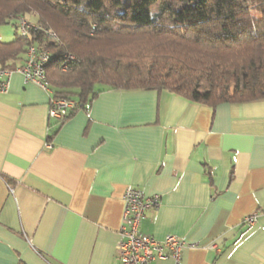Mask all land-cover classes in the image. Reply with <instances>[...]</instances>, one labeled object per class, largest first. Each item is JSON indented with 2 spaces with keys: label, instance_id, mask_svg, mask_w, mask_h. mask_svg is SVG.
Segmentation results:
<instances>
[{
  "label": "crops",
  "instance_id": "crops-1",
  "mask_svg": "<svg viewBox=\"0 0 264 264\" xmlns=\"http://www.w3.org/2000/svg\"><path fill=\"white\" fill-rule=\"evenodd\" d=\"M8 82L0 264H122L129 187L160 196L140 231L183 238L180 264H264V99L210 105L106 89L60 125L49 115L55 86L46 91L17 71Z\"/></svg>",
  "mask_w": 264,
  "mask_h": 264
},
{
  "label": "trees",
  "instance_id": "trees-1",
  "mask_svg": "<svg viewBox=\"0 0 264 264\" xmlns=\"http://www.w3.org/2000/svg\"><path fill=\"white\" fill-rule=\"evenodd\" d=\"M22 18L59 39L23 36ZM11 22L0 71L23 66L31 45L46 47L53 96L76 103L60 125L106 89L210 105L264 99V0H0V27Z\"/></svg>",
  "mask_w": 264,
  "mask_h": 264
},
{
  "label": "built area",
  "instance_id": "built-area-1",
  "mask_svg": "<svg viewBox=\"0 0 264 264\" xmlns=\"http://www.w3.org/2000/svg\"><path fill=\"white\" fill-rule=\"evenodd\" d=\"M33 29L44 31L47 37L52 40L59 39L57 34L45 30L39 24L31 23L25 18L18 21V31L23 36L30 35ZM49 61L50 51L46 47L31 45L25 64L16 71L22 74L26 82H33L44 90L52 92L51 83L46 74ZM10 74L11 71H0V75L6 76V79L0 83V91L8 90ZM53 94L52 92L50 96L49 115L54 119H63L76 103L73 100L56 98ZM124 200L126 207L118 242L119 258L122 264H149L156 259L168 257L176 258L179 263L182 250L186 245L183 238L169 234L163 240H159L140 231V224L146 210L150 207H158L160 196H146L141 189L129 187ZM255 221L256 215L248 216L245 219L248 224H253Z\"/></svg>",
  "mask_w": 264,
  "mask_h": 264
},
{
  "label": "rangeland",
  "instance_id": "rangeland-1",
  "mask_svg": "<svg viewBox=\"0 0 264 264\" xmlns=\"http://www.w3.org/2000/svg\"><path fill=\"white\" fill-rule=\"evenodd\" d=\"M159 8V2L152 4L153 11H157ZM30 19V17H28ZM15 27L13 26L12 22L3 24L0 27V33H2L1 37L4 41H11L14 37Z\"/></svg>",
  "mask_w": 264,
  "mask_h": 264
}]
</instances>
